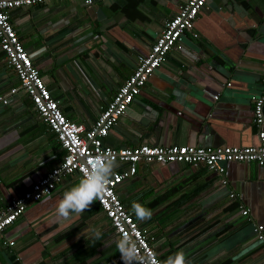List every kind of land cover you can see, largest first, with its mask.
<instances>
[{"label": "crops", "instance_id": "obj_1", "mask_svg": "<svg viewBox=\"0 0 264 264\" xmlns=\"http://www.w3.org/2000/svg\"><path fill=\"white\" fill-rule=\"evenodd\" d=\"M183 1L51 0L14 8L9 18L63 115L88 127ZM191 32L149 75L105 144H257L251 109L264 62V0H207ZM17 84L0 51V94ZM9 97L0 111V210L27 187L30 174L50 170L64 154L27 95L19 90ZM222 165L225 185L203 166L140 162L117 186L163 262L182 251L188 264H264V247L252 231L253 224L264 231V164ZM80 179L64 176L51 194L27 204L4 230L14 244H0V264H123L117 235L95 202L56 221V202ZM134 203L150 209L151 218L137 220Z\"/></svg>", "mask_w": 264, "mask_h": 264}, {"label": "built area", "instance_id": "obj_2", "mask_svg": "<svg viewBox=\"0 0 264 264\" xmlns=\"http://www.w3.org/2000/svg\"><path fill=\"white\" fill-rule=\"evenodd\" d=\"M51 0H0V51L7 66L14 72L17 86L10 87L0 94V111L10 103L11 95L21 90L29 98L33 110L40 120L54 134L58 145L64 150L57 165L46 172H34L29 175L30 182L18 195L0 210V244L11 247L13 239L4 236V230L11 225L25 210L29 202L37 201L51 194L57 182L64 176L83 175L84 165L92 158L104 153H111L116 160L113 176L110 179L105 198L95 201L114 233L122 231L132 233L138 240L142 251L154 252L144 228L133 219L116 194L117 186L134 175L136 165L144 163H182L192 167L203 166L219 176V182L226 184L223 177V165L227 162H253L264 164V62L261 65L260 90L252 96V123L256 128L258 142L246 146L203 147L190 144H138L131 147H111L103 142L109 129L117 122L139 93L149 75L164 60L167 52L178 42L181 35L191 32L193 21L207 0H184L178 11L165 19L160 32L155 36L146 55L137 59L131 73L116 88L112 98L98 113L90 126L85 127L67 119L61 112L58 101L52 97L43 82L38 68L32 63L18 35L13 29L9 12L21 6L42 4ZM90 5L93 0H82ZM196 37L195 32H191ZM235 198L234 192L228 193ZM239 213L249 219L248 209L237 205ZM255 238L264 247V231L260 225L253 224ZM165 264L155 253L154 264Z\"/></svg>", "mask_w": 264, "mask_h": 264}, {"label": "clouds", "instance_id": "obj_3", "mask_svg": "<svg viewBox=\"0 0 264 264\" xmlns=\"http://www.w3.org/2000/svg\"><path fill=\"white\" fill-rule=\"evenodd\" d=\"M116 160L111 153L96 156L84 165L83 175L78 183L64 191L55 204L54 216L58 222H66L72 217L81 215L90 208L93 202L102 201L113 176ZM136 219L143 222L151 218V210L140 203L132 205ZM72 226V225H70ZM69 226V227H70ZM100 232L93 233V239H100ZM117 252L123 264H154L155 253L142 251L136 237L127 231H122L115 239ZM155 264H159L158 261ZM165 264H188L182 251L175 253L165 261Z\"/></svg>", "mask_w": 264, "mask_h": 264}]
</instances>
